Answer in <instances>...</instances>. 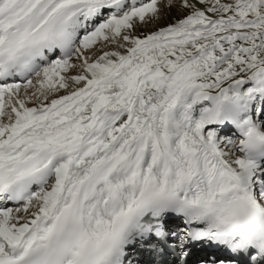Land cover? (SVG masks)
Returning a JSON list of instances; mask_svg holds the SVG:
<instances>
[{
  "label": "snow or ice",
  "instance_id": "6c2138e0",
  "mask_svg": "<svg viewBox=\"0 0 264 264\" xmlns=\"http://www.w3.org/2000/svg\"><path fill=\"white\" fill-rule=\"evenodd\" d=\"M0 264H264V0H0Z\"/></svg>",
  "mask_w": 264,
  "mask_h": 264
}]
</instances>
